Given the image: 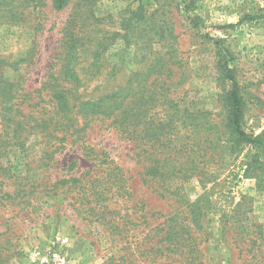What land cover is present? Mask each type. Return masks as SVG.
<instances>
[{
    "label": "rangeland",
    "instance_id": "1",
    "mask_svg": "<svg viewBox=\"0 0 264 264\" xmlns=\"http://www.w3.org/2000/svg\"><path fill=\"white\" fill-rule=\"evenodd\" d=\"M50 1L25 9V22L0 19V58L12 66L4 74L30 95L34 116L52 110L46 92L38 91L69 25L77 44L98 50L108 68L102 75L80 71L85 88L113 72L115 84L126 82L152 50L167 54L171 63L161 72L170 71V82L160 92L177 103L174 117L201 113V122L216 123L214 135L224 140L213 141L222 148L226 115L217 79L218 64L226 61L243 95L244 130L264 133V0H71L61 11ZM175 123L174 131L182 127ZM53 135L39 126L13 146L12 133L0 130V264H163L154 245L172 216L188 227L192 238L184 251H193L194 264H264V162L245 172L247 149H217L213 158L208 151L201 174L170 180L187 208L160 198L159 185L144 176L148 154L140 151L147 146L93 126L84 156L74 138L57 142ZM100 157L120 170L123 199L103 190Z\"/></svg>",
    "mask_w": 264,
    "mask_h": 264
},
{
    "label": "trees",
    "instance_id": "2",
    "mask_svg": "<svg viewBox=\"0 0 264 264\" xmlns=\"http://www.w3.org/2000/svg\"><path fill=\"white\" fill-rule=\"evenodd\" d=\"M70 1L51 0L50 7L61 11ZM37 6L39 9L45 7L43 0H0V19L25 22L24 10L31 7L32 11H35ZM39 13L42 12L39 10ZM74 31L75 29L67 26L55 58L56 63L49 73L50 78L38 91V95L46 92L51 111L37 113L35 116L31 113L30 108L34 104L28 103L30 95L22 94L19 81L5 76L4 69L12 66L0 58V130L6 126L8 132L12 133L11 141L16 139V142L11 145L21 146L17 139L21 138L22 134H30L37 127L43 126L48 130L51 128L53 140L57 142L74 138V142L82 146L81 150L85 156L88 147L85 141L86 131L93 126L100 130L112 128L114 133L124 140L136 143L138 148L147 146L146 150L140 151V154H148L146 161L149 164L144 170V176L159 185L160 198L165 199L168 196L176 199L179 205L185 203L187 208L191 206L185 202L184 195L178 190H172L167 183L170 180L201 174L200 170L203 164L205 165L204 158L208 151L212 152L213 158L217 149L229 154H240L247 149L244 157L245 172L260 160L264 162V133L254 136L244 130L243 95L235 71L226 61L218 64L217 80L224 89L222 104L226 115L223 125V132L226 133L225 143L224 147L220 148L221 145L213 141L224 140L223 137L214 135L216 123L201 122L199 112L184 111V119L182 115L174 117L171 108L173 105L177 106V103L172 96L160 92L167 85L166 82H170V71L161 72L166 64L171 63V58L164 60L169 55L159 56L152 50L146 58V64L132 71L128 81L115 84L113 72L101 80L95 79V87L88 89L82 84L84 82H81L80 71L91 69L95 70L96 75H102L108 68L104 61H100L101 55L96 54L98 50H91L87 46L86 50H83L81 45L77 44ZM79 32L83 33L81 30ZM92 40L90 35L88 42ZM158 62L163 63L159 69L155 68ZM150 75H155V78L148 82ZM162 75L166 76L164 80L160 79ZM80 91H85L84 95L80 94ZM94 92H98L97 96H94ZM167 119L170 121L165 124L164 120ZM175 122L180 123L179 126L182 127H177L178 130L174 131ZM50 135L48 134V137ZM219 155L216 154V157L219 158ZM101 158H96L95 161L99 162L98 169L106 178V181H102L103 190L112 191L113 196L123 199L127 189L120 170L116 166L111 168L109 165L112 163ZM92 188L93 186L90 189ZM172 218L173 216L167 219L168 230L159 236L154 246L161 247L160 255L167 260L163 264H194L196 258L192 256L193 251H184L192 238L188 227L179 226ZM152 249L143 252L148 253Z\"/></svg>",
    "mask_w": 264,
    "mask_h": 264
}]
</instances>
